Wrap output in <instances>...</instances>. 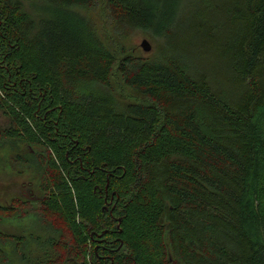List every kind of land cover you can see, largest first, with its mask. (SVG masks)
<instances>
[{"label": "trees", "instance_id": "trees-1", "mask_svg": "<svg viewBox=\"0 0 264 264\" xmlns=\"http://www.w3.org/2000/svg\"><path fill=\"white\" fill-rule=\"evenodd\" d=\"M94 1L0 0L5 137L68 234L38 264H110L103 229L113 264H264V0H103L117 35L163 40L152 59L105 46L73 9Z\"/></svg>", "mask_w": 264, "mask_h": 264}, {"label": "rangeland", "instance_id": "rangeland-1", "mask_svg": "<svg viewBox=\"0 0 264 264\" xmlns=\"http://www.w3.org/2000/svg\"><path fill=\"white\" fill-rule=\"evenodd\" d=\"M73 9L95 22L97 33L102 43L117 58L121 57L120 51L123 47L128 49L142 59H152L158 57L163 49V40L152 36L141 28L134 29L128 36L117 35L113 29L114 22L110 17L109 10L103 0H96L91 6L73 7ZM147 40L150 45L149 51H144L141 47L142 40ZM113 94L119 101L130 102L138 97L128 86L120 83L116 74L111 78ZM1 107V106H0ZM11 126V122L0 111V126ZM10 138H2L0 141V205L14 208L11 217H6L0 221V231L10 235L2 239L0 243V264H38V261L52 255L49 238L56 237L61 228V224L55 223V218L47 216L42 208V198L44 191L35 184L33 175L37 172L29 165L17 161L19 153L12 148ZM23 147V146H22ZM25 147V145H24ZM33 146L24 148V152L34 153ZM36 148V146H35ZM28 161L30 160L29 156ZM24 161V160H23ZM32 180V182H31ZM22 185H26L33 199L41 200L28 201L20 195ZM51 221L57 225H53ZM59 226V227H58ZM66 231H63L64 239L67 240ZM19 239L14 240L11 237ZM58 237V236H57ZM71 237H68L70 240ZM54 239V238H53Z\"/></svg>", "mask_w": 264, "mask_h": 264}, {"label": "flooded vegetation", "instance_id": "flooded-vegetation-1", "mask_svg": "<svg viewBox=\"0 0 264 264\" xmlns=\"http://www.w3.org/2000/svg\"><path fill=\"white\" fill-rule=\"evenodd\" d=\"M0 111L8 119V122H11L10 117L5 115V113L3 111V108L0 107ZM45 114H44V117L46 116ZM50 121H51V119L46 120L45 123H48ZM8 129H9L8 125L7 126H0V137L1 138H6L5 137L6 136L5 132H7ZM107 180H108V178L106 176V181ZM105 185H106V183H105ZM103 192H104V201H105V204H106L105 205V209L108 211V213L112 214V213H114L113 211H114L115 206L117 204V200H118L119 195L116 194L115 190L114 191L112 190V191L109 192V191L105 190V188H104ZM20 195H22V197H25L29 201L41 200V199H39L37 197H36V199H33L32 198L33 196H31L32 193H29V189L26 187V185H22V190L20 191ZM117 217H118L117 215L113 216V219L115 220V225H114V229H112L111 232H115L116 231L117 233H120V232L117 231L118 228H120V222H119V227H117V224H118ZM106 230L107 229H103L101 232L93 231L90 234L91 243L94 244V252H95L98 260L101 259V258H104V257L111 258V263L110 264H113L112 255H110V254L98 255L99 254V249H101V248H103V250H105L107 248L108 251H113V250H116V248H117V246L114 247V244L117 242V239H119L120 236L114 235V236H112L110 238H106L107 237L106 236ZM106 244H109L110 246L105 247L104 245H106Z\"/></svg>", "mask_w": 264, "mask_h": 264}, {"label": "water", "instance_id": "water-1", "mask_svg": "<svg viewBox=\"0 0 264 264\" xmlns=\"http://www.w3.org/2000/svg\"><path fill=\"white\" fill-rule=\"evenodd\" d=\"M141 47L143 48L144 51H149L150 50V45L149 43L147 42V40H142L141 42ZM107 187H108V180L106 181V185H105V190H107ZM117 221H118V224H117V227H119V222L121 221V218H117ZM118 232H121V228H118L117 230ZM122 244V242H120V245Z\"/></svg>", "mask_w": 264, "mask_h": 264}]
</instances>
